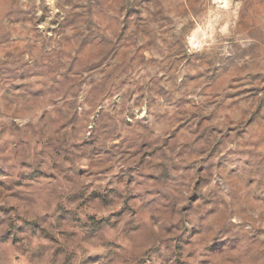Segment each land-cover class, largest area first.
I'll return each instance as SVG.
<instances>
[{"label":"rangeland","instance_id":"rangeland-1","mask_svg":"<svg viewBox=\"0 0 264 264\" xmlns=\"http://www.w3.org/2000/svg\"><path fill=\"white\" fill-rule=\"evenodd\" d=\"M0 264H264V0H0Z\"/></svg>","mask_w":264,"mask_h":264},{"label":"built area","instance_id":"built-area-1","mask_svg":"<svg viewBox=\"0 0 264 264\" xmlns=\"http://www.w3.org/2000/svg\"><path fill=\"white\" fill-rule=\"evenodd\" d=\"M191 47L195 50L200 49L201 48L200 42L198 40H192Z\"/></svg>","mask_w":264,"mask_h":264}]
</instances>
